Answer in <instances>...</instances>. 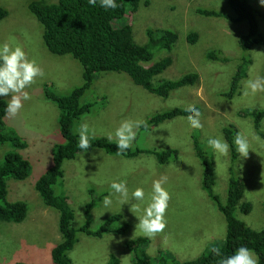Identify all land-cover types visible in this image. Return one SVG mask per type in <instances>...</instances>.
I'll return each instance as SVG.
<instances>
[{"label": "rangeland", "instance_id": "374dc122", "mask_svg": "<svg viewBox=\"0 0 264 264\" xmlns=\"http://www.w3.org/2000/svg\"><path fill=\"white\" fill-rule=\"evenodd\" d=\"M33 1L36 0H0V7L9 11V16L0 21V43L14 38V43L22 45L29 57L35 58L44 70V75L26 89L31 99L24 102L21 112L14 118L6 119V131L11 134L14 131L29 143V148L20 153L24 152L30 158L32 171L30 177L23 181L7 179V200L27 203L28 216L22 223L0 222V264H53L51 251L62 240L60 214L44 203L35 184L53 162L52 149L48 148L52 144L47 148L42 144L49 140L53 145L61 143L63 136L58 124L59 109L44 97L43 90L45 85H49L56 94L68 95L83 83V68L78 61L71 56L53 55L44 46L43 26L28 8ZM251 2L254 4V1ZM198 9L235 15L228 0H151L150 6L143 4L140 7L131 23L135 40L142 45L148 42V30L171 29L179 35L172 51H154L155 61L164 57L173 60L165 72L155 77V84L198 73L200 81L197 86L180 88L173 91L169 98L163 99L135 85L128 75L109 72L98 75L92 89L82 99L83 104L98 103L93 114L83 116L78 123H88L95 131V137L107 138L124 119L145 122L156 113L190 106L202 109L204 127L202 130L190 129L186 120L177 117L151 130L138 129L133 148L164 150L169 147L179 151V157L165 165L160 164L153 155L129 159L111 156L104 151L100 154L99 150L81 152L75 160L64 163V181L58 183L54 191L58 196L68 197L75 214L74 229H80L85 224L86 206L94 194L97 203L91 211L92 231L101 229L112 216L121 215L114 225L117 232L105 234L102 238L77 234L79 242L70 252L73 264H110L112 256L118 259L119 264H133L134 253L129 243L140 237L145 238L139 233L135 235L138 219L130 211V205H114L110 210L102 207L104 196H101L108 194L109 184L113 180L121 178L128 180L130 189L143 186L147 194L151 191L152 181L166 177L164 187L171 196L166 217L168 227L165 233L150 239L147 252L152 258L151 264H159L157 257L161 252L185 262L196 259L215 242L216 247H221L225 243L227 224L203 190L205 166L196 156L194 142L197 141L208 160L212 155L215 158L212 169L217 175L214 192L221 202L227 201V186L233 173L242 176L246 182L243 201L251 202L253 209L248 215L237 210V218L256 230L264 228V136L255 130L250 117H239L241 111L264 109V93L243 96L244 83L250 77L264 76V46L255 45L250 51H244L239 39L248 33V22L202 17L197 14ZM260 28L264 37L262 21ZM191 31L201 35L195 45L188 42ZM143 37L145 43L139 41ZM209 51H219V56H225L228 61L208 60ZM243 60L251 62L247 77L241 82L240 94L227 99L222 94L230 89ZM230 126L236 127L251 143L249 156L241 161L239 157L236 164L231 163L230 152L227 157H220L217 161L216 154L206 143L210 136L220 133L224 136L223 128ZM261 130L264 134V120ZM15 150L10 143L0 144V165L5 156ZM239 161L242 169L238 167Z\"/></svg>", "mask_w": 264, "mask_h": 264}, {"label": "trees", "instance_id": "16d2710c", "mask_svg": "<svg viewBox=\"0 0 264 264\" xmlns=\"http://www.w3.org/2000/svg\"><path fill=\"white\" fill-rule=\"evenodd\" d=\"M120 7L115 10H104L99 6V0L95 6H91L88 0H57L49 2L36 0L29 4V12L43 26V43L46 49L56 56H71L78 61L83 68V83L72 90L68 95H58L50 90L49 85L44 86V97L54 103L59 109L58 124L63 136L61 143H55L52 147V165L38 179L35 189L42 197L44 203L60 214L59 232L61 242L52 249L51 258L53 264H73L70 252L79 242L78 233L89 237L102 238L105 234L117 232L114 225L118 223L121 215L112 216L98 231L91 230V211L97 201L94 197L86 206V222L80 229L73 228L75 218L74 210L65 195H56L55 186L64 181L65 171L63 165L66 161L75 160L79 153L83 152L77 147L79 139L77 125L81 118L93 114V109L98 103H82L83 97L92 89L96 78L102 73H124L128 75L135 85L142 87L151 94L160 98H169L170 94L183 87L197 86L200 81L198 73H190L177 80H162L154 83L155 77L165 72L173 63L171 57H164L155 61V50L172 51L179 39L177 32L173 30H148V42L144 45L136 42L134 37L133 22L134 15L144 5L150 6L151 0H117ZM230 9L234 16L225 15L215 10L198 9L197 14L206 18L224 17L229 21L240 23L248 22L249 31L239 39L241 49L250 51L255 45L264 46V37L260 30V22L264 23V7L259 1L252 4L251 0H228ZM9 16V11L0 7V21ZM144 34H142L143 36ZM200 36L191 31L188 42L195 45ZM144 42L145 38L139 39ZM145 43V42H144ZM219 51H209L207 59L210 61L227 62L225 56L221 58ZM251 65L250 60H243L240 64L230 89L222 94L227 99H233L240 94L241 82L247 77V71ZM106 102V98L103 99ZM7 100L0 97V144L10 143L16 149L10 151L4 162L0 165V222L22 223L28 216V205L25 202H9L7 179L26 180L32 171V162L24 152L29 148V143L16 133L6 131V115L4 108ZM198 107L201 112L202 109ZM185 109L174 108L159 112L145 121L142 131L151 130L165 122L172 121L177 117L185 116ZM240 115V116H239ZM239 117H250L253 120L255 130L264 136L261 127L264 120V109L252 111H241ZM224 137L230 145L233 144L238 129L234 126L223 128ZM50 141V140H49ZM92 148L89 151L104 149L111 156L124 158H137L141 155H153L160 164H168L179 157V151L172 148L164 150L131 148L125 155H117L115 142H109L106 137H95L92 140ZM196 156L205 166L203 176V190L209 199L216 205L224 216L227 224L225 243L216 247L217 242L210 245L203 254L193 260L185 262L178 261L175 256L161 252L157 257L159 264H220L223 257L231 255L241 245L253 249L259 257V264H264V228L256 230L248 226L244 221L237 218V210L243 215H248L253 209L251 202H244L246 182L242 176L232 177L228 182V197L222 203L219 196L214 192L217 175L213 166L215 158L212 155L208 160L199 142H194ZM231 163L236 164L239 154L234 146L230 149ZM227 191V190H226ZM91 193H94L91 190ZM105 196L103 194L101 197ZM125 230L119 232L122 233ZM150 244L148 238H137L129 243L134 253L133 264H151L152 258L147 252ZM219 248L221 255L217 256L212 250ZM16 264H29L18 262ZM110 264H119L115 257L110 258Z\"/></svg>", "mask_w": 264, "mask_h": 264}, {"label": "clouds", "instance_id": "9594fccd", "mask_svg": "<svg viewBox=\"0 0 264 264\" xmlns=\"http://www.w3.org/2000/svg\"><path fill=\"white\" fill-rule=\"evenodd\" d=\"M88 3L95 6L97 0H88ZM259 3L264 6V0H259ZM99 6L107 11L119 8L120 4L117 0H99ZM10 41L0 43V97H10L4 112L6 117L14 118L24 108V102L31 99L26 89L44 75V70L35 58L29 57L22 45L14 43V38H10ZM259 93H264V76L250 77L244 83L243 96H255ZM185 113L186 115L180 119L186 120L190 129H203V114L198 107H187ZM144 124L145 122L141 120L124 119L113 133L107 135L110 143L115 142L117 155H125L133 147L134 142H137V130ZM77 132L79 136L77 147L88 153L92 148L91 142L95 139V131L88 123H81ZM256 139L260 138L256 137ZM206 143L216 154L217 161L220 157H227L233 146L240 156V161L246 159L252 151L249 138L240 132L235 135L232 145L224 138L223 133L208 137ZM103 151V148L99 149L100 154ZM240 161L238 167L242 169L243 165ZM165 182L166 177L152 181L151 191L146 194L143 186L130 189L126 178L113 180L109 184L108 194L103 197L102 207L110 210L114 205L119 207L130 205V211L138 219L135 235L139 233L145 238L153 239L156 235L165 233L168 227L166 217L170 210L171 196L164 187ZM212 251L217 256L221 255L219 248H214ZM220 264H259V257L253 249L241 245L231 255L223 257Z\"/></svg>", "mask_w": 264, "mask_h": 264}, {"label": "crops", "instance_id": "0c3cea01", "mask_svg": "<svg viewBox=\"0 0 264 264\" xmlns=\"http://www.w3.org/2000/svg\"><path fill=\"white\" fill-rule=\"evenodd\" d=\"M252 1H254L255 3L256 2H258L259 0H252ZM264 6H262V8H263ZM52 144V145H51ZM43 146H44V148H47L48 146H50V147H48V148H51L52 149V147L55 145H53V143H52V141L50 140V141H46V142H44L43 144H42ZM40 153V152H39Z\"/></svg>", "mask_w": 264, "mask_h": 264}]
</instances>
